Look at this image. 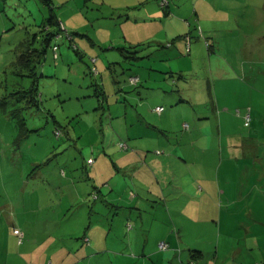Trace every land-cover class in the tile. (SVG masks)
Listing matches in <instances>:
<instances>
[{
  "label": "rangeland",
  "instance_id": "obj_1",
  "mask_svg": "<svg viewBox=\"0 0 264 264\" xmlns=\"http://www.w3.org/2000/svg\"><path fill=\"white\" fill-rule=\"evenodd\" d=\"M161 1L47 0L66 31L46 43V34L58 31L56 24L46 23L47 4L0 0V264H28L31 251L41 252L53 240L56 249L62 233L54 230L64 226L58 201L65 181L89 180L92 159L102 172L108 164L102 176H120L116 166L123 154L135 151L119 146L126 142L128 124L138 114L152 126L159 118L145 113L144 94L135 88L157 92L171 84L187 101L173 107L168 100L160 103L161 113L170 114L176 126L168 135L171 147L158 146L144 155L165 158L175 146L186 148L172 152L184 158L181 163L169 159L176 180L164 187H178L172 208L189 204L191 179L211 178L213 187L223 190L221 197L210 196L212 244L206 250L212 264H229L235 247L240 263H264V0ZM34 35V46L45 53L35 75L22 77L11 62L18 43ZM180 41L178 58L169 60L167 53ZM163 68L172 72L160 73ZM147 76L152 81L143 86ZM35 78L37 104L30 95ZM178 123L184 126L180 130ZM190 133L193 147L187 144ZM145 204L161 212L155 202ZM43 221L49 225L43 227ZM122 226L113 232L122 236ZM13 227L23 231L21 241ZM234 238L235 245L216 252L223 240ZM53 251L50 247L47 253L54 256ZM181 251L182 262L189 258L180 245L175 263Z\"/></svg>",
  "mask_w": 264,
  "mask_h": 264
},
{
  "label": "crops",
  "instance_id": "obj_2",
  "mask_svg": "<svg viewBox=\"0 0 264 264\" xmlns=\"http://www.w3.org/2000/svg\"><path fill=\"white\" fill-rule=\"evenodd\" d=\"M181 47L182 42H177V47L174 46L169 50L167 58L169 60L177 59V48ZM158 71L160 73L172 72L165 69ZM151 81L152 78L148 77L143 82V86ZM138 88L144 94L141 102L142 109L147 115L157 113L156 115L159 116L153 121L154 126L151 121H148L145 114H138L134 122L128 124L129 129L126 130L125 141L128 144L127 147L132 146L135 151L123 154V162L116 166V170L121 172L120 176L116 174L102 176L104 172L108 171V164L103 167L104 171L102 172V168L96 166V160L92 159L89 167L90 174L87 175L89 180L84 182L64 180L66 183L63 186L64 195L58 201V207L61 208L59 212L62 214L59 223L62 222L64 226L54 230L55 233L58 230H60L59 233H62L61 236H58L60 238L56 239L59 243H57L56 249L54 248L55 240H53L51 244H47L45 247L43 245L41 252L35 254L34 251H31L32 261L28 264H212L211 254L206 250V246L212 244L208 227L210 218L214 216L209 210L210 196L221 197L223 190L214 188L211 178L202 176V181L199 183L191 179L192 196L189 197V204L186 203L180 209L175 205L172 208L171 203L177 199L178 187L172 186L173 188L170 189L164 187V183L174 185L173 182L176 180L174 167L169 159L174 157L178 163H181L184 158H178L172 152L186 151V148L183 147L185 148L183 150V148L179 149L175 146L165 158L154 154L144 155L148 149H159L160 147L170 149L171 144H167L168 135L176 131V126L171 123L172 116L161 113L165 110L164 107L160 112L155 111L154 108L162 106L160 103L167 102V100L172 107L177 103L183 104V102H187L184 98L185 95L172 84L168 85V88L165 87L166 90L157 92H152L153 88L150 87L140 86L135 89ZM145 88L146 92H144ZM140 89L137 91L139 92ZM147 104L150 105V112L147 109ZM199 104L205 105L207 100L198 101L197 105ZM168 121L169 123H167ZM132 124H136L134 132L130 131ZM178 125L180 126L179 130L184 127L180 123ZM153 128L154 130H152ZM190 140L187 142L188 146L193 144L192 135ZM136 141L139 146L136 145ZM196 169L200 170L202 166L196 165ZM94 192L97 194L94 196L95 198L92 197ZM147 202L158 204L161 207V212H158L159 210L154 206L147 210L145 207ZM122 207L124 210L121 214H116ZM71 211H73L72 214H70ZM230 214L235 215V212L232 211ZM177 217L180 218L179 221ZM220 217L218 221H220ZM26 220L28 217L24 219V221ZM183 222L191 225L192 230L185 229ZM47 225L49 222H42L43 227ZM121 225H123V235H116L113 230ZM115 240L119 246H116ZM235 240L236 238L231 242L223 240L221 245L216 247V252L219 253L221 247L231 248L232 245H235ZM162 242L166 244L164 248L160 247ZM180 245L188 250L189 258L182 262L183 253L181 251L180 255L178 254L180 263H175ZM50 247L51 251L54 250L52 252L54 256L47 253ZM236 249L237 247L233 248L234 256L228 260L229 264H252L240 263L236 259ZM238 252L240 253L241 250L239 249ZM215 260L217 261V258ZM224 261L225 259L222 260V262ZM218 264L224 263L218 262ZM254 264L261 263L254 261Z\"/></svg>",
  "mask_w": 264,
  "mask_h": 264
},
{
  "label": "trees",
  "instance_id": "obj_3",
  "mask_svg": "<svg viewBox=\"0 0 264 264\" xmlns=\"http://www.w3.org/2000/svg\"><path fill=\"white\" fill-rule=\"evenodd\" d=\"M41 1L48 5L47 0H41ZM48 6H49V15L46 18V23L48 24V26L56 24L58 31L54 34L52 32H48L45 36V42L46 43H48L50 41L51 37L54 36L55 34H56L55 35L56 37H60V36H62L60 31H62V30L66 31L65 28L63 27L62 23L58 20L56 15L53 13L51 6L50 5H48ZM45 30H47V26L45 27ZM66 37L71 38V35H69L66 32ZM34 42H35V35L32 38L23 39L22 41H20L17 45V48H16L17 51H16L15 59L11 62L14 65V67H16V69H19V75L22 77L26 76L25 74L35 75L36 64L39 65L43 56H44L45 50L43 49V47H39V48L35 47ZM53 46H57V45L55 44ZM53 46H52L53 58L56 60L59 56L58 46H57L56 51L53 50ZM92 59L96 60L95 57H92L91 60ZM94 61H92V62H94ZM91 70H92V72H94L95 70L97 72V69L95 67H92ZM96 72H94V73H96ZM36 81L37 80L35 78L33 80V86L31 88V92H30L31 94L30 95L32 96V99L34 96L33 100L37 104V101H40L39 100L40 95H38V85H37ZM38 96H39V99H38ZM26 132H25V134H26ZM59 133H60V131L58 129H56L55 134L58 135ZM25 134H23V136ZM94 196H97L96 192L93 193L92 197H94Z\"/></svg>",
  "mask_w": 264,
  "mask_h": 264
},
{
  "label": "built area",
  "instance_id": "obj_4",
  "mask_svg": "<svg viewBox=\"0 0 264 264\" xmlns=\"http://www.w3.org/2000/svg\"><path fill=\"white\" fill-rule=\"evenodd\" d=\"M164 2H165L164 0L161 1L162 4H164ZM56 49H57V46H53V50L56 51ZM188 49H189V47H187V50ZM94 60L95 59H92V61H94ZM94 72H96V70ZM130 79H131V81H134L135 82L137 80V77L136 76H133ZM154 109H155V111L160 112L163 109V106H156ZM244 118H245V123H247V120L249 119V115L246 114L244 116ZM119 146L121 148H127V144L125 142H120L119 143ZM12 232H13V234H15L18 237L19 241L22 240V238H23V232L22 231H20L18 228H13ZM165 246H166V244L164 242H162L160 244V247L161 248H164Z\"/></svg>",
  "mask_w": 264,
  "mask_h": 264
},
{
  "label": "clouds",
  "instance_id": "obj_5",
  "mask_svg": "<svg viewBox=\"0 0 264 264\" xmlns=\"http://www.w3.org/2000/svg\"><path fill=\"white\" fill-rule=\"evenodd\" d=\"M14 228V227H13ZM13 230V229H12ZM20 230V229H19ZM21 231V230H20Z\"/></svg>",
  "mask_w": 264,
  "mask_h": 264
}]
</instances>
